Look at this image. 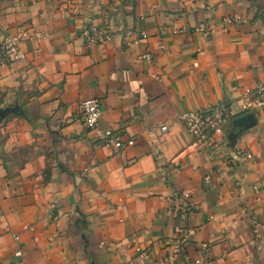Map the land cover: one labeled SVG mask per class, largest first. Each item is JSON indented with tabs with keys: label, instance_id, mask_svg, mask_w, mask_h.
I'll use <instances>...</instances> for the list:
<instances>
[{
	"label": "crops",
	"instance_id": "0c3cea01",
	"mask_svg": "<svg viewBox=\"0 0 264 264\" xmlns=\"http://www.w3.org/2000/svg\"><path fill=\"white\" fill-rule=\"evenodd\" d=\"M24 28L0 71V264H264V0H0V46ZM88 98L132 147L99 143ZM221 103L203 150L180 115Z\"/></svg>",
	"mask_w": 264,
	"mask_h": 264
},
{
	"label": "built area",
	"instance_id": "2783aa9c",
	"mask_svg": "<svg viewBox=\"0 0 264 264\" xmlns=\"http://www.w3.org/2000/svg\"><path fill=\"white\" fill-rule=\"evenodd\" d=\"M236 17V20H240ZM29 37L27 29H22L17 36H8L0 46V71L16 61L25 59V52L21 47L22 40ZM83 37L88 45L103 43L107 36L95 27L88 26L83 31ZM80 114L84 126L90 130L99 143L106 148L122 151L135 144L133 139H124L122 135L112 128L103 127L101 124V102L97 98L84 99L80 103ZM227 105H208L200 109L186 110L180 115V119L192 137L194 143L203 150L217 151L220 148L223 127L226 122ZM166 126L162 127L165 131ZM241 158L250 156L246 151H241ZM18 237H16V240ZM138 251H141L138 247ZM16 256L22 257V250L16 251Z\"/></svg>",
	"mask_w": 264,
	"mask_h": 264
},
{
	"label": "water",
	"instance_id": "95a60500",
	"mask_svg": "<svg viewBox=\"0 0 264 264\" xmlns=\"http://www.w3.org/2000/svg\"><path fill=\"white\" fill-rule=\"evenodd\" d=\"M10 112V109H2L0 110V122L5 118V116Z\"/></svg>",
	"mask_w": 264,
	"mask_h": 264
}]
</instances>
